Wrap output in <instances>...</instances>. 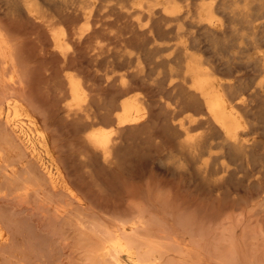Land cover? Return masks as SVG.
<instances>
[{"label": "rangeland", "instance_id": "1", "mask_svg": "<svg viewBox=\"0 0 264 264\" xmlns=\"http://www.w3.org/2000/svg\"><path fill=\"white\" fill-rule=\"evenodd\" d=\"M104 3L106 5L107 0ZM13 4V0H0V21L5 26L1 25L10 34L6 31L11 43H7L8 46L14 48L10 49L14 64L1 63L6 67L4 70L0 64V103L6 94H15V98H20V102L31 108L34 117L46 129L51 153L61 165L62 176L73 195L51 188L41 165L29 154L27 156V150L22 149L23 144L15 139L16 135L13 133L15 136L11 137V129L2 125L5 109L0 106V132L3 130L0 133V225L1 231L4 230L3 238H0V264H113L100 256L99 247L114 236L123 238L138 251L139 264H144L143 260L145 264H264V200L253 196L254 188L250 187V184L255 187L253 182L260 174L264 178V75L250 65L239 68V74L244 75L251 87L247 101L258 128V147L230 158L227 171H216L222 162L218 161L213 164L215 169L206 172L205 156L200 160L190 147L181 145V138L180 143L176 138L171 139L175 130L169 126L165 100L161 102L158 97L159 106L153 107L152 118L148 111L152 121L144 125L145 128L127 127L112 134L111 144L115 143V148L105 161L101 151L85 139L87 131L83 133L86 123L82 112L75 108L68 113L66 106L70 99L60 100L57 88L64 85L62 60L48 43L49 32L15 11ZM100 10L97 13L104 15L98 17L96 13L100 23L111 22L113 15H107V8L102 6ZM262 11V8L258 13L254 11L255 16L261 15ZM119 18V23L126 20ZM119 23L103 26L105 30L99 33H103L102 40L105 32H121ZM260 36L256 43H264ZM235 38L234 32L219 39L198 33L196 43H218L214 51L228 55L226 43H239ZM131 43L137 45L145 40L138 37ZM95 46L94 43H74L71 47L73 58L85 61L71 59L72 63L83 62L88 67L92 60L94 67L98 61L94 69L102 71L109 63L107 61L117 63L127 55L120 45L111 42L110 46L97 50L96 56ZM20 51L21 55L24 52L23 56ZM101 62L106 64L100 65ZM220 76L229 77L226 73ZM2 81L4 85H1ZM138 90V95L146 94L143 88ZM187 114L177 115L175 123ZM104 118L96 120L95 127L110 128ZM7 139L13 151L18 153H13L10 145L7 149ZM218 151L220 148L213 152L218 154ZM41 154L49 163L45 151ZM256 173L259 175L255 176Z\"/></svg>", "mask_w": 264, "mask_h": 264}, {"label": "bare ground", "instance_id": "2", "mask_svg": "<svg viewBox=\"0 0 264 264\" xmlns=\"http://www.w3.org/2000/svg\"><path fill=\"white\" fill-rule=\"evenodd\" d=\"M13 1L15 11L24 14L35 25H40L41 28L43 26L49 32L48 43H50L53 53L62 60L61 73L63 75L59 74L63 78L64 85L60 84V88L56 87L59 95L61 94L60 97L57 93V97H60V100L63 99L64 102L67 101L66 99L68 101L70 99V102L66 103L67 106L65 105L68 113L75 111V108H77L76 111L82 112L78 115H83L85 119L86 124L83 130V133L87 131L85 139L94 148L101 151L105 161L109 160L113 147L115 148V143L111 144L112 134L127 127V129L141 127L143 129L144 125L150 120L152 121L150 118H152L151 113L154 112L153 107L159 103L160 99L161 102L165 100L166 114L170 116L171 122L169 126L175 130L174 138H170L174 140L181 138V145L190 147L191 150L188 149L199 159L205 156L203 164L206 172H211L212 168L215 169L213 164L218 161L222 162L216 171H227L229 162L231 163L230 158L246 154L258 147V145L256 146L258 128L253 121V112L247 101L249 98L247 93L251 87L246 83L244 75L239 74V68L250 65L260 75H264V43H256L260 35L264 39V12L262 11L263 14L261 12V15L258 14V16H255L254 13V11L258 13L261 8L264 9V0L262 3H259L261 0H116V2L107 0L106 5L105 0ZM242 2H245L243 6ZM102 6L107 8V15L109 13L111 16L113 15L111 22L107 21L105 25L100 23V18L97 19L96 15ZM97 14L98 17L103 15L101 12ZM119 17L126 20L119 23L121 21ZM103 22L106 23L104 20ZM1 23L5 26L0 21V58L2 56L0 64L9 66L13 63L10 56V49L13 46L11 48L10 45L8 46L10 37L7 38V30L2 28ZM118 23L121 25L122 31L114 33L111 27L112 32L108 33V31V34L105 32V37L103 35L104 39L102 40L101 34L103 33H99L105 30L103 26L109 24L108 27H110V24ZM113 27L115 28V26ZM232 32L235 33V41H239V43H226L228 55L217 54L214 51L218 43H196L198 33L219 39L227 37ZM138 37H143L145 43H137V45L131 43ZM105 42L108 46L111 45V42L117 43L128 56L125 54L126 57L117 63L115 60L107 61L106 59L105 61L109 63L104 68L102 67V71L94 69V67L97 68L98 61L94 63H97L94 67L92 60L90 66L85 67L83 58V62L72 63L73 60L75 62L80 59L73 58L74 54L71 53L74 43L76 45L77 43L78 45L79 43L96 44L95 55L97 56V53L99 54L97 50L100 51L107 46H105ZM80 45L84 46V44ZM79 50L81 52L80 48ZM23 54L21 55L20 51V55L23 56ZM164 54L166 55L164 56ZM120 58L122 57L120 56ZM237 60L241 62L238 65L235 62ZM101 64H106V62H101ZM3 67L5 66H2L4 70ZM223 73L228 74L229 77H221L220 75ZM54 77L56 76L54 75ZM3 82L1 85H4ZM141 88L146 91V94L138 95L136 91ZM256 90L258 91V88ZM13 95L6 94L0 103L1 109H5L2 125L11 129V137L16 135L15 139L18 138V141L24 145V147L21 145L22 149L27 150V156L29 154L30 158L32 157L41 165L51 188H59L61 192L71 195V188L62 176L61 165L57 163L49 148L51 143L49 145L47 143L46 129L34 117L35 114L30 110L31 108L25 106L23 101L20 102V98L19 100L15 98V94ZM180 113L188 114L183 119H177L178 123H175V118ZM148 114L151 115L150 118H148ZM102 117H106L104 122L107 120L110 128L95 127V121L98 122V119ZM151 123L153 124V122ZM159 127L161 126L159 125ZM163 127L165 126L163 125ZM158 129L160 130V128ZM2 131L0 133H3ZM80 133L82 132L79 131L81 137ZM48 134L50 135V132ZM8 142L7 139L6 147L10 145L12 149ZM15 146L14 144V148ZM216 148H220L218 154L213 152ZM54 149L56 148L54 147ZM42 150L49 158V163L44 161ZM12 152H17V150L13 151L12 149ZM90 161L92 160L90 159ZM256 175L259 174L256 173ZM253 183L256 184L255 187L250 184V187L256 188L255 192L250 188L253 190V196L257 195V198L261 197L264 200L263 176L260 174ZM3 233L4 230L1 231L0 225V238H3ZM129 244L123 238L114 236L99 247V254L105 261L113 264H139L137 250ZM143 263L145 264L144 260ZM149 263L158 264V262Z\"/></svg>", "mask_w": 264, "mask_h": 264}]
</instances>
